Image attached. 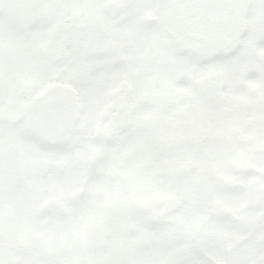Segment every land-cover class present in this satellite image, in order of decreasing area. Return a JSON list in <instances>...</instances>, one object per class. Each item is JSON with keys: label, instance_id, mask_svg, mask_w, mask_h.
<instances>
[{"label": "flooded vegetation", "instance_id": "obj_1", "mask_svg": "<svg viewBox=\"0 0 264 264\" xmlns=\"http://www.w3.org/2000/svg\"><path fill=\"white\" fill-rule=\"evenodd\" d=\"M6 4L7 0H0V205L6 200L9 203L7 212L11 207L22 208L32 231L33 227L37 226L35 224L37 211L40 217L50 219L49 225L54 228L45 238L49 244L52 242L53 230L58 228L64 233V238L60 242H54V251H47L42 256L46 257L45 263L155 264L150 262L151 249L152 244L158 242L164 248L173 249L179 256L178 260L165 264H241L245 257L260 247L264 231L260 227L251 229L253 217L251 214L254 212V218L256 217V211L250 207L253 199L246 203L251 208L247 210L246 215L251 213V218L243 219L245 206H241L238 211L241 224L239 228H235L241 237L229 244L222 257L217 258L207 245L213 230L206 224L201 228L187 231L165 228L149 230L148 208L135 203V199L126 195L124 191L127 185L134 184L129 176L126 183L118 185L120 191L118 194L116 192V171L122 168L123 163L107 166L109 161L107 157L112 153L116 156V152L118 153L117 136L122 140H127L128 137L123 129L118 134L117 123L126 124L130 133L133 131V124L140 123L141 118L134 121L127 116L118 118L117 115L118 109H121L122 113V109L140 110L143 106L139 100L135 103L128 102L132 99L135 89L131 82L133 76H129L128 70L140 56L142 58L149 56L147 43L146 47L144 46V42L149 39V28L157 25L161 30L189 29L192 32L196 29L194 17L195 21L202 22L205 29H214L212 15L229 11V15L237 16L238 28L254 30L262 25V21L256 22L255 19L261 9L259 0H36L30 15H16L22 21L20 24L13 23L5 15L8 12ZM173 15L178 17L173 18ZM150 16L156 19V23L140 22L142 17ZM216 21L219 22L220 19ZM87 38L94 40L88 47L84 42ZM242 45L243 49L250 52L248 54L251 57L252 51L246 47L245 41ZM86 57L90 59L91 66L84 70L85 73L82 75V71L79 72L75 67H79ZM119 67L122 70H118ZM146 70L145 67L135 77H144ZM119 71L125 74L121 77L118 75ZM107 72L116 77L120 76L121 80L110 88L107 96L96 108L93 133H78L81 129L83 131L84 126L78 128L79 124L84 122L83 119L70 120L76 124L75 127H71L67 120L65 126L69 135L67 134L62 148H55V142L50 134L53 124L52 111L55 109L89 111L94 108L92 101L87 98L89 94L85 95V90L81 88L97 84L95 74L104 73L103 77H106ZM103 77L98 76L101 85L104 84ZM241 89L244 90L245 86L241 85ZM146 94L147 92L143 95ZM241 101L238 103L232 101L228 107L218 110L224 113L226 119V127L223 126L222 130L223 148L227 151V163L232 170L236 164H240L244 169H249L246 175H254L259 180L256 186L250 185L253 188L264 183L261 178L264 169L258 165L259 158L263 156L261 143L264 135L259 133L260 125L258 132L253 125V132L246 133V120L252 116L256 123L259 117L262 124L260 115L264 117V106L259 108V102ZM12 110L17 111L16 116L6 113ZM109 114L111 118H108ZM90 115L91 112L88 113L89 117ZM233 119L238 123V131L232 127ZM107 123L112 125L108 126ZM39 127L46 133L49 132L47 140L38 139V135L42 137L44 134ZM235 142H238V145L233 149L230 143ZM90 144L97 145V151L89 150L87 147ZM161 145L164 146L165 142ZM121 148L119 152L129 158L131 148L128 146L129 149L126 150L124 144ZM237 148L243 150L242 154L248 159H244L240 154V158L232 160L229 157L230 152H239ZM162 150L159 153L162 152L163 157L176 154L177 151L166 147ZM59 152H64L66 156L59 157ZM47 153H51L50 157ZM39 157L63 160L68 162V166L71 159V173L76 177L75 180L69 178L68 166L66 173L59 178L55 177L52 170L46 175L38 174L33 164ZM165 159L161 161L160 168L165 166L167 161ZM236 161L238 162L235 163ZM163 172L164 170L160 171L158 179ZM161 178L164 181V177ZM37 179L45 182L51 191V197L60 196L59 193L56 194L60 185L66 187L64 194H61L62 207L59 211L41 212L39 208L29 209L17 201V191L32 189ZM227 179L229 181V178ZM117 180L123 182L124 178L119 175ZM90 183L99 187L103 183L106 188L111 189L112 193L110 197L105 198L104 204L98 198L96 190H93L94 193L90 191L91 195L89 194ZM72 184L75 187L71 188ZM212 184L217 187L222 184L228 188L249 187L244 186L240 180L233 182L231 179L230 182ZM118 208L126 209V216L134 218L136 229L122 223L119 229L113 230L116 226ZM109 214L114 216L109 218ZM246 224L249 228L245 227ZM227 227L230 228L228 224ZM19 237L15 236L12 241H7V238L1 239L0 236V262L45 264L38 262V256L42 251L38 250L37 243L43 242L37 236L34 238L35 235H31L28 241L21 243L20 240H16ZM248 239L254 242L253 245L247 246V255L242 256L240 261L234 260L236 253H239L240 245Z\"/></svg>", "mask_w": 264, "mask_h": 264}, {"label": "rangeland", "instance_id": "obj_2", "mask_svg": "<svg viewBox=\"0 0 264 264\" xmlns=\"http://www.w3.org/2000/svg\"><path fill=\"white\" fill-rule=\"evenodd\" d=\"M261 2V9L260 11L256 14L255 19L256 22H260L264 20V0H259ZM229 11H222V13H217L212 15L213 19V37L216 38L214 45H221L223 47L227 46V44L230 42V40L225 37L224 30L227 27L229 30H233V32L230 34V36H234L235 30L238 28V18L237 16L234 17L233 15H229ZM164 19L166 18L165 15ZM177 15H173V18H175ZM178 17V16H177ZM220 19V21H216ZM252 21V20H251ZM193 22L194 25L196 26V29H194L192 32L190 30H185V29H179L176 32L179 33L180 37L178 39V42H175L173 44H180L181 46H189L191 49L195 50L197 47L198 50L199 47L197 46L198 43L197 41L202 39H205L206 34V29L204 25L202 24L201 21H195V18L193 17ZM255 22V21H253ZM220 25V28L219 26ZM129 29L131 27L129 26ZM149 39L144 42V46L146 47V43L149 47V56H144L142 59L139 57L134 63H132V66L128 70L129 76L132 79V83L134 86L136 85V90H134V94L136 96H141L140 98L144 97L146 99H153V97H156V102H157V110L152 111L148 107L141 106L139 110V117L141 118L139 121L141 124H145L146 128L144 131L140 132L137 136V139L133 141V143H130L128 146L131 148V152L129 155V158H126L123 154H121V149H118V153L116 152V156L112 153L110 157H107L109 161L107 162V166H113L119 163L122 164V168L120 169L121 172L129 176V179L134 182V184H131L130 186L133 187L135 191V200L138 204L144 205L146 208L149 210V216L154 211H158L160 207V201L163 200L167 195L170 194H177L178 197L181 199V201L188 200L191 203H194L191 207L190 206H185L176 211L174 214L168 217V221H170L172 224H182L184 228L189 229H198L200 228L203 224H206L212 228L213 232L212 235L208 238L207 245L209 249L211 250V253L215 254L217 258L222 257V254L226 247L229 244H232L236 238H240L238 236V230L236 228L230 229L227 227L228 222L224 220V222H218L219 224H216L215 222H207L205 219L200 218L198 216V211L195 208V205L201 206L208 210L209 212L213 211V203L211 202V196L215 197L216 193V187L214 184H212L211 180L204 179L203 173H200L202 171V168L200 166L202 165V159L206 162V165H209V159L211 156L215 157V160L213 164L217 166L220 170L224 172V174L227 176V178L231 179L233 182L238 180V175L234 173L231 167H229L227 163V151L226 149L222 148V144L219 141L217 144L212 137L205 138L204 142V149L205 153L209 155V159L205 158L206 156H202L199 152H197L201 145L199 144L197 150L193 149V147L187 148H181L176 151V154L172 153L173 155H165L163 157L162 152L159 153L160 151H163L162 149L159 148V143H164L165 138L170 132V126L167 124V122L163 120H157L154 122H147L146 119L150 115H159L162 113L163 109L167 108L170 106L169 102H175V98H172L168 94V90H164L163 92L159 93L157 91H152L149 90L150 88V81L152 76L146 70V75L144 77L139 76L135 77L138 75L139 71H142L145 67H147V64L149 62V57L152 53L154 52H161L165 46L170 47V39L166 37L164 34L163 30L160 29L159 26H154L149 28ZM88 34L90 33L87 31ZM227 34V33H226ZM85 36V35H84ZM222 39V40H220ZM197 40V41H196ZM255 40L252 35H247L243 38V42L245 41L246 43H253ZM93 39H84L85 45L88 47L91 45L93 42ZM218 41V43H216ZM232 41V40H231ZM165 43V44H164ZM231 43V42H230ZM212 47V46H209ZM205 50L204 52L200 51L199 53V61L197 64L192 63V66L190 65L187 69V77H186V83H188L189 80H195L198 76L206 73L209 69L212 68H221L226 71V77L228 80V89H226V94L227 97L231 98L233 102H240L246 101L250 97L251 102H256L258 100H261L262 97H264V61L263 59L260 58V56L255 57V55H252L251 61L248 62V64H243L242 69H238V67L233 65V60L228 59V60H221L216 58L217 60L221 61H215V62H207L211 57L208 58L207 61H205L208 55H210V52H215V50L209 49ZM241 50H244L247 53V49H243V47L240 48ZM247 50V51H246ZM258 51L261 53L264 51V45L258 46ZM254 56V57H253ZM206 58V59H205ZM143 60V61H142ZM80 64V63H79ZM250 64V65H249ZM91 66L90 64V59L86 57L80 64L79 67H75V69H78L79 72L82 71L85 73L84 70L88 69ZM118 70H122V68H118ZM105 71V70H103ZM107 71V70H106ZM105 71V72H106ZM71 74V72H70ZM69 74V75H70ZM125 74V72H118V75ZM73 75V74H72ZM98 76H105L104 73H97L94 76V79H97V84H93L90 87L86 88H81V90H85L84 93L89 94L87 97L90 101H92V105L94 108H91L89 111H82L83 116H85L86 120L83 117H80L85 121V125L83 127V131L81 129V132L83 134H92L93 133V128H94V118L96 117L97 113V107L101 104V101L104 100V98L107 96L108 91L110 88H112L115 83L119 80H121L120 76H115L112 73H106V77H103L102 80L104 81V84H99V79ZM83 77V76H82ZM242 80H246L247 83H250L253 85L251 88L256 89L259 91V93H256V95L253 96H248L247 92L241 89L242 85ZM144 82V83H143ZM193 82V81H192ZM181 86L184 84L181 82ZM157 87V86H156ZM230 88V89H229ZM160 89V88H159ZM232 90V93H231ZM145 92H147L146 95H143ZM229 96H228V93ZM93 93V94H92ZM105 95V96H104ZM259 96V97H258ZM241 101V102H242ZM184 105V104H183ZM190 107L189 111H187L191 116L194 114L196 115V112H198L195 109L201 110V115L200 118L202 119V123L204 124V128L211 134H216L220 133L221 137L223 136L222 130L223 126L226 127V119L224 113L218 111V109L211 108L208 106L203 99L196 98L192 102H190ZM60 111H67L63 112L65 114L64 119L67 121L69 120V124L71 127H75L74 123H71L70 120L75 119L76 117L78 118L79 113L74 112V110H59ZM16 110L12 111H7V114H12L14 116L17 115ZM69 112V113H68ZM90 117L88 116V113H90ZM96 112V113H95ZM40 111H38V114ZM95 113V114H94ZM198 117V116H197ZM239 117V113H238ZM39 130L42 132H45L42 127H39ZM15 132V131H13ZM13 132H9L13 133ZM15 134H17L15 132ZM190 139V138H188ZM233 149H235L238 145V142L235 143H230ZM195 145V144H193ZM183 146H186L185 144ZM182 146V147H183ZM178 147V146H177ZM89 150L92 152L97 151L98 147L95 144H90L87 147ZM127 148L126 150H128ZM165 148V147H164ZM163 148V149H164ZM179 148V147H178ZM40 150V148H38ZM238 149V148H237ZM41 151V150H40ZM175 151V150H174ZM240 152L234 151V153L230 152V156L232 160L235 158H240V154H242L243 150L240 148L238 149ZM242 151V152H241ZM84 153V152H83ZM49 154V157L51 153ZM159 154V155H158ZM59 157H65L66 154L64 152H59ZM86 156H90L88 154H85ZM172 158H175L174 161L178 162L180 161L184 166H187L189 162L194 163V165L198 166L199 168H191L187 167L185 169L186 177L182 179H178V182L173 185H167L162 178L158 179L157 177H154V169L155 165L160 166L161 161L167 160V163H172L173 160ZM63 157V158H64ZM202 157V158H201ZM242 157L244 159H248V157L245 154H242ZM35 158V157H34ZM32 159V161L34 160ZM168 158V159H167ZM171 158V159H170ZM212 158V157H211ZM68 160V159H67ZM254 161V160H253ZM256 163V162H255ZM73 165V164H72ZM258 165H260L264 169V156H261L258 160ZM67 174L69 178H71L73 181L75 180V176L72 175L71 173V159L69 160V166H68ZM180 178V177H179ZM240 181H242L245 185L244 186H256L259 182L255 178L254 175H246V177L242 178ZM55 184V189L57 188ZM71 188L75 187V185L72 184L70 186ZM66 187L59 186L58 190L60 191L61 194H64ZM93 190H96V193L98 195V198L101 199L100 201L104 204L105 198L110 197L111 195V189L106 188L104 184L102 183L101 186L95 185L93 183H90L88 187V192L90 194V191L94 193ZM249 190V189H248ZM248 190L241 189L239 192L232 191L229 194H224V197L220 198V204L219 207L222 211L225 210H232V211H239V208L241 206H245L244 212H245V218L247 217H252L254 219V212L253 214L248 213L246 215L247 210L253 208L251 205H246L247 202H251L253 197L248 193ZM133 191V190H132ZM133 191V193H134ZM18 193L16 194V199L19 201L22 205L27 206L29 209H34L39 208L41 203L45 200L48 199L52 196L50 189L47 187L45 182L41 179H37L36 184H34L32 189H27V190H20L17 191ZM91 195V194H90ZM104 200V201H103ZM216 200V199H215ZM2 201V200H1ZM0 205V236L1 239L7 238V241L10 240L15 236H20L19 238H16L17 241H21L23 243L25 240L28 241V237L31 235H35L34 238H37L41 240L40 243L38 241V250L42 252H47V251H54V242H60L64 238V233L60 231L58 228L56 230H53L51 233V241L50 244L48 241H46V237L49 236L50 230L54 228L53 226L48 225L46 228H43L41 226V222L44 220L43 217H40L38 211L36 215V223L37 226H32L33 230L30 227L29 222L25 218V213L22 208L19 206H16L14 208L8 209L7 208L9 203L5 201H2ZM102 204V205H103ZM209 208V209H207ZM253 210V209H252ZM4 215L5 217H3ZM112 214H109V218H111ZM240 219V218H239ZM116 226L114 227L116 229H119V226H121L122 223H126L128 227L133 226L134 228L136 227V224L134 222V218L131 216H126V209H120L118 208L117 216H116ZM200 226V227H199ZM205 228V227H204ZM203 228V229H204ZM102 229V228H101ZM260 234H262V231H260ZM23 236V237H22ZM255 238V237H254ZM257 239V238H256ZM78 242L77 240H75ZM112 240H110L111 242ZM251 242V244H250ZM254 241H251V239H248L245 243H242L240 245L239 253H236L235 259L236 261H240L242 256L247 255V249L248 245H253ZM57 244V243H56ZM152 249H151V258L150 262H155V264H160V263H168L172 261L178 260L179 256L173 251L171 248H164L161 246L158 242H155L152 244ZM245 245V246H244ZM51 251V252H52ZM42 257V256H39ZM26 261V259H24ZM28 261V260H27ZM38 262H43V260H38ZM49 264V262L45 263Z\"/></svg>", "mask_w": 264, "mask_h": 264}, {"label": "trees", "instance_id": "obj_3", "mask_svg": "<svg viewBox=\"0 0 264 264\" xmlns=\"http://www.w3.org/2000/svg\"><path fill=\"white\" fill-rule=\"evenodd\" d=\"M232 32L233 30H229L227 27L224 30L223 35L227 37L231 42V43L229 42L227 46L225 47L221 45L215 46L214 42L216 38H212L213 29H206V32H205L206 34H204L205 39H202V41L196 40L198 43L197 46L199 47L200 50H198L197 47H195L196 49L193 50L189 46H179L176 43V44L169 45L170 47L165 46L161 52H154L150 55L149 57L150 59L146 67L147 71L151 73L150 75L152 76L151 81L149 83L150 85L149 90H151L150 92L157 91L161 93L164 90H168L169 91L168 94L172 98H175V102H172V101L169 102L170 106L165 108L161 114L157 116H153V115L148 116V120L152 122L157 118H164L168 122L171 128V132L169 136H167L166 142H168L170 146L172 147L181 146V145L183 146L185 144L186 146L193 147V149L197 150L200 144L201 147L199 146L200 149L197 152H199L202 156H206L205 158L209 159V155L203 152L205 150L202 149V147L204 148L205 138L210 137V133L204 128V124L202 123V119L200 118L201 116L200 112L198 111L197 113L198 117L196 116L195 121L189 120L188 113H187L188 111L187 106L190 104V102H192L196 98H199V96L196 94L194 90V87L192 84L193 80H189L188 83L185 82L186 81L185 79L187 77L186 73H187L188 67L190 65L192 66V63H198V55L200 51L204 52L205 50L208 49L206 47L212 46V47H209V49L215 50V52H210V56H208V57H211L208 60L209 62L232 59L233 65L238 68H241L242 63H248L251 61L250 56L246 54V52H243V50L240 49L243 46L242 44L244 43L242 39L246 35H248L250 32H252L253 35L256 34V36H252L256 39L255 40L256 44L251 43L249 45V43L245 42L246 46L248 49L252 51L253 55L257 57L260 56V58L263 59L264 61V51H262L261 53H259L258 51V46L264 44V25L263 24L254 30L237 28L235 30L234 36H230ZM216 43H218V41H216ZM216 58L221 59V60H217ZM181 82L184 84L183 86H181L182 85ZM133 87L135 88L134 90H136V85L134 86L133 84ZM134 90H133L132 99L128 100V102L135 103L137 100H139L141 103H144L145 105H147L152 111L157 110V103H156L157 98L156 97H153V99L151 98L149 100H146V99L143 100L142 98H140L141 96L138 97L134 94ZM183 104H188V105L183 106ZM120 111L121 109H118V115H117L118 118L122 116H127L128 118L133 119L134 121L138 120V115H137L138 109L137 108H133V109L128 108L125 110L122 109V113H120ZM63 112H67V111H60V113H59V110L52 111L53 125H52V129L50 133L52 135L53 141L55 143H59L60 146H63L65 139L67 137V134L69 132L66 130V126H65L66 120L64 119L65 114H63ZM108 113H110L109 110H108ZM260 117L263 120V123L261 126V132L264 135V117L262 115H260ZM108 118H111V114L108 115ZM248 120L250 121V118H248ZM107 124L108 126L112 125L111 123H107ZM253 125H255L256 130H257V127H259L258 122L251 123V126ZM116 126H117L118 134L120 130L123 129L124 132L128 135V137L130 136V132L128 131V126L126 124L117 123ZM137 126L138 125L136 123L133 124V132L131 133L132 140L136 138V134L138 132ZM48 133L49 132L47 133L44 132L42 137L40 135L39 137H41V139L43 140H47ZM78 133H81V132L79 131ZM102 133L105 134V132H102ZM117 137H118L117 138L118 142L123 141L119 136ZM118 146H121V145H118ZM261 153L264 156V139L261 143ZM201 162H202V165L200 166V168H202V171L200 173H203L204 179L212 178L214 180V183L230 182V179L228 181L223 171L217 168V166L213 164L214 162L213 158L210 157L209 165H206L205 164L206 162L203 159ZM187 167L199 168L198 166L194 165V163L192 162H189L187 166H184L180 161L176 162L174 160L170 165L167 164L166 170H165V178L167 182L174 184L178 179H182L186 177L185 169H187ZM233 171L238 175L239 180H240V178L242 179L246 176V174L249 172V169L248 168L242 169V166L239 164V165H235V167L233 168ZM56 176L59 177L60 175L57 174ZM258 176L260 177L259 174ZM240 187L241 186H235L233 188L231 187L228 188L221 184V186L217 187V190H216L218 192L217 197L220 198L224 194L229 193L232 190L240 191L241 190ZM249 193L252 196H254L255 187L250 189ZM183 204L184 206L192 205V203L189 202L188 200H184ZM195 206H197V204ZM216 208H218L217 204L213 206V211L208 212L207 218L210 219V217L213 216L218 222L219 221L221 222V220L222 221L226 220L228 222L229 227H232V228L240 227L241 221L239 219L240 213L238 211L235 213L234 211L230 209L222 211V210H219V208L218 210H216ZM242 216H245V215L243 214ZM243 219L246 220V218H243ZM156 220L157 222H154V220L151 218L149 225H148L149 230L151 231L160 230L161 221L157 218ZM251 223H252L251 224L252 230L260 227V225H258L255 222V219H252ZM245 227L249 228L247 224ZM181 228H182L181 225H177V226H169L167 229L178 230ZM262 245H264V234H263V237L260 243V246Z\"/></svg>", "mask_w": 264, "mask_h": 264}, {"label": "water", "instance_id": "obj_4", "mask_svg": "<svg viewBox=\"0 0 264 264\" xmlns=\"http://www.w3.org/2000/svg\"><path fill=\"white\" fill-rule=\"evenodd\" d=\"M36 0H7L6 7L8 9V16L11 17L14 22H20V19L16 15H30L31 8ZM146 22H154L146 21ZM171 38H177L178 34L172 29L165 31ZM227 85L224 73L221 71H216L214 69L210 70L207 74L198 78L195 83L197 91L210 105L218 107L221 106L225 101L224 89ZM254 91H250L253 94ZM67 166L64 161H51L46 158H38L34 163V168L41 173H46L49 169H55L57 171H62ZM182 206V202L178 199L177 195H170L163 201V206L159 212V216L162 218L167 217L171 212L176 211ZM254 206L259 210L257 220L264 226V184L257 188V194L254 201ZM61 203L59 197H54L44 203L41 210L47 209H60ZM50 222L49 219L43 222V226H46Z\"/></svg>", "mask_w": 264, "mask_h": 264}, {"label": "snow or ice", "instance_id": "obj_5", "mask_svg": "<svg viewBox=\"0 0 264 264\" xmlns=\"http://www.w3.org/2000/svg\"><path fill=\"white\" fill-rule=\"evenodd\" d=\"M2 264V262H0ZM241 264H264V245L256 249L252 254L245 257Z\"/></svg>", "mask_w": 264, "mask_h": 264}]
</instances>
